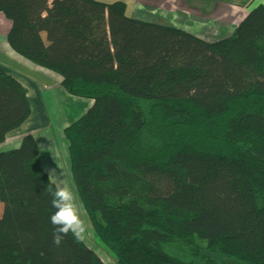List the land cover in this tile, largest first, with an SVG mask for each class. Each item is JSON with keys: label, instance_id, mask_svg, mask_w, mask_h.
Returning a JSON list of instances; mask_svg holds the SVG:
<instances>
[{"label": "trees", "instance_id": "trees-1", "mask_svg": "<svg viewBox=\"0 0 264 264\" xmlns=\"http://www.w3.org/2000/svg\"><path fill=\"white\" fill-rule=\"evenodd\" d=\"M126 7L0 0L10 50L91 101L62 132L94 237L112 264H195L165 248L199 241L264 264V6L213 42ZM21 84L0 72V145L31 117ZM39 157L33 133L0 152V264H105Z\"/></svg>", "mask_w": 264, "mask_h": 264}, {"label": "crops", "instance_id": "crops-1", "mask_svg": "<svg viewBox=\"0 0 264 264\" xmlns=\"http://www.w3.org/2000/svg\"><path fill=\"white\" fill-rule=\"evenodd\" d=\"M106 3L123 1L127 5L130 17L147 22L159 23L187 31L209 42L229 37L246 15L259 5L264 6V0H99ZM10 22L0 14V72H7L17 78L25 87L31 105V117L17 131L9 133L7 141L0 145V152L16 148L25 134L33 133L39 143L40 159L43 151L41 143L52 136L49 155L52 160H58L61 153H56L53 142V126L62 132L70 125L64 117L58 118L49 109L51 97L67 93L61 87V79L52 72L33 66L29 62L20 61L7 44V34ZM45 34H43L44 36ZM49 45V44H48ZM18 57V58H17ZM24 61V62H23ZM55 80L53 88L43 86L42 81ZM48 83H50L48 81ZM58 119V120H57ZM65 121L66 127H60L59 121ZM58 122V123H56ZM62 135L63 132H62ZM65 139V138H64ZM67 140H65L66 142ZM45 143V142H44ZM66 145V144H65ZM64 145V146H65ZM68 151V148H67ZM63 155V153H62ZM43 161V160H42ZM44 162V161H43ZM47 170V169H46ZM49 173V171L47 170ZM51 176V175H50ZM52 178V177H51ZM54 181V179H53ZM56 182V181H54Z\"/></svg>", "mask_w": 264, "mask_h": 264}, {"label": "rangeland", "instance_id": "rangeland-1", "mask_svg": "<svg viewBox=\"0 0 264 264\" xmlns=\"http://www.w3.org/2000/svg\"><path fill=\"white\" fill-rule=\"evenodd\" d=\"M18 56V55H17ZM18 58V57H17ZM18 59H21L19 57ZM24 62V61H23ZM54 74V73H53ZM55 75V74H54ZM57 77V75H55ZM48 81L50 83H48ZM42 81L44 84L43 86H47L49 88H53L55 84V80H48ZM91 105V101L88 99L77 98L75 96H71L68 93L64 95H58L56 99L51 97L49 101L48 107L49 109L53 110L54 113L58 118L61 116L66 118V120L70 121V124L73 123L77 118L83 115ZM58 120V119H57ZM58 123V122H56ZM60 127H66V122L59 121ZM53 130V142L55 141L56 153H61V156H58L59 159L52 160V157L49 155V149H51L52 144V136L50 135L44 142L41 143L42 151H43V158L42 165L44 169L49 171L50 177H52V181H56V185L60 190V193L63 195V198L66 202V205L69 209V217L71 218V229L81 238V241H84L88 247L94 250L98 254V256L103 260L105 264H112L113 260L115 259L114 255L106 250V248L98 243V240L94 237L93 229L90 228L91 225L87 218L83 205L81 204V200L79 198L78 193L76 192V188L73 184V180L70 170H69V156H68V145L65 142V137L62 135V132L57 129L55 126L52 128ZM66 144V145H65ZM65 145V146H64ZM46 170V171H47ZM3 204L0 202V216L3 212L2 208ZM199 245L201 246L198 252L199 257L191 256L188 252V248L184 243L178 242L173 243L167 246V251L179 258L182 261H194L195 264H244L235 259H224L223 257L211 254L204 249L206 246V242L199 241ZM207 262V263H206Z\"/></svg>", "mask_w": 264, "mask_h": 264}]
</instances>
